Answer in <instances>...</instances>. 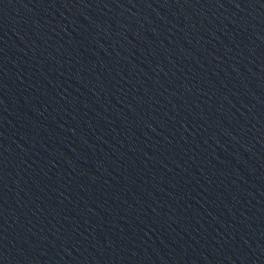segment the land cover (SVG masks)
<instances>
[{
	"label": "water",
	"instance_id": "water-1",
	"mask_svg": "<svg viewBox=\"0 0 264 264\" xmlns=\"http://www.w3.org/2000/svg\"><path fill=\"white\" fill-rule=\"evenodd\" d=\"M0 264H264V0H0Z\"/></svg>",
	"mask_w": 264,
	"mask_h": 264
}]
</instances>
